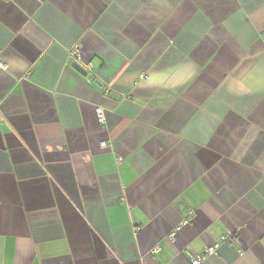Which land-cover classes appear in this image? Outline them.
I'll list each match as a JSON object with an SVG mask.
<instances>
[{
	"label": "crops",
	"instance_id": "1",
	"mask_svg": "<svg viewBox=\"0 0 264 264\" xmlns=\"http://www.w3.org/2000/svg\"><path fill=\"white\" fill-rule=\"evenodd\" d=\"M0 61L2 264H264V0H0Z\"/></svg>",
	"mask_w": 264,
	"mask_h": 264
},
{
	"label": "built area",
	"instance_id": "2",
	"mask_svg": "<svg viewBox=\"0 0 264 264\" xmlns=\"http://www.w3.org/2000/svg\"><path fill=\"white\" fill-rule=\"evenodd\" d=\"M71 56H72V58H73V60L75 62H78V63H82L83 62L79 46H75L73 48V50L71 51ZM5 68H6L5 65L0 61V69L5 70ZM86 68L90 70L92 68L91 64H87ZM96 114H97L99 123L100 124H104L105 120H106L104 110L102 108H97L96 109ZM3 120H4V116H3V102L0 100V121H3ZM106 146H107L106 143H102V147H106ZM192 216H193V213L190 212L187 215L188 220H186L184 222V224H187L189 222V218H191ZM137 230H140V228H137ZM174 237H175L174 233L169 235V238L171 240H173ZM231 237L232 236L230 234L226 235V236L223 237V241L226 242V243H230L231 242ZM219 247H220L219 244H214V245H211V246H207L201 253L195 254L193 256V258L191 260V264H205L206 261L211 256L217 255ZM158 252H159V248H155L152 253L155 254V253H158ZM0 264H2V262H0Z\"/></svg>",
	"mask_w": 264,
	"mask_h": 264
},
{
	"label": "water",
	"instance_id": "3",
	"mask_svg": "<svg viewBox=\"0 0 264 264\" xmlns=\"http://www.w3.org/2000/svg\"><path fill=\"white\" fill-rule=\"evenodd\" d=\"M82 64L84 65V69L87 70V71H89V69L86 68V65H87V64H90V63H83V62H82ZM74 68H76V69H77L79 72H81L83 75H87V72H86L85 70L82 69V67L80 66V63L75 62V64H74ZM90 70H91V69H90ZM94 84H95V86H96L97 88H101V86H102V84H101L99 81H96Z\"/></svg>",
	"mask_w": 264,
	"mask_h": 264
}]
</instances>
